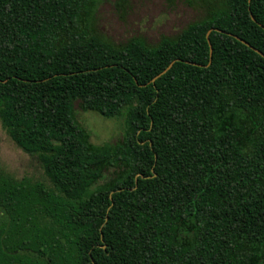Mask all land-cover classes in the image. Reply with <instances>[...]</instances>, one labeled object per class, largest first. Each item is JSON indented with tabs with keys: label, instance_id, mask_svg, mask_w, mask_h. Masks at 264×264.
I'll use <instances>...</instances> for the list:
<instances>
[{
	"label": "trees",
	"instance_id": "16d2710c",
	"mask_svg": "<svg viewBox=\"0 0 264 264\" xmlns=\"http://www.w3.org/2000/svg\"><path fill=\"white\" fill-rule=\"evenodd\" d=\"M100 1L0 0V121L51 182L0 172V264H264V0L156 43L106 38Z\"/></svg>",
	"mask_w": 264,
	"mask_h": 264
},
{
	"label": "rangeland",
	"instance_id": "374dc122",
	"mask_svg": "<svg viewBox=\"0 0 264 264\" xmlns=\"http://www.w3.org/2000/svg\"><path fill=\"white\" fill-rule=\"evenodd\" d=\"M202 14L197 0H101L94 12L95 28L113 42L140 36L156 43L161 36L177 34ZM76 120L86 128L94 144L114 143L122 136L123 118L104 117L96 111L82 110L74 103ZM0 172L30 185L51 183L41 159L23 150L8 134L0 121ZM6 217L0 213V226Z\"/></svg>",
	"mask_w": 264,
	"mask_h": 264
},
{
	"label": "water",
	"instance_id": "95a60500",
	"mask_svg": "<svg viewBox=\"0 0 264 264\" xmlns=\"http://www.w3.org/2000/svg\"><path fill=\"white\" fill-rule=\"evenodd\" d=\"M211 31V29L210 30H208V32H207V39H208V34H209V32ZM208 43H209V55H210V58H209V62H210V59H211V55H212V47H211V44H210V42H209V39H208ZM255 50H257V49H255ZM258 51V50H257ZM258 52H260V51H258ZM175 60H172L169 64H168V66L167 67H165L160 73H158L152 80H154L156 77H158V76H160L161 74H163L164 72H166L170 67H171V65L173 64V62H174Z\"/></svg>",
	"mask_w": 264,
	"mask_h": 264
}]
</instances>
